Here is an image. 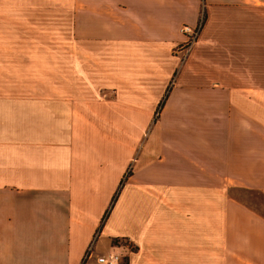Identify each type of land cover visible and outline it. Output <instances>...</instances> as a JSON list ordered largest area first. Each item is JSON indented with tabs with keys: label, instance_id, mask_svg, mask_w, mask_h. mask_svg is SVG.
I'll use <instances>...</instances> for the list:
<instances>
[{
	"label": "crops",
	"instance_id": "1",
	"mask_svg": "<svg viewBox=\"0 0 264 264\" xmlns=\"http://www.w3.org/2000/svg\"><path fill=\"white\" fill-rule=\"evenodd\" d=\"M0 15L74 20L0 55V264H264V206L247 203L264 197V0H0Z\"/></svg>",
	"mask_w": 264,
	"mask_h": 264
},
{
	"label": "rangeland",
	"instance_id": "2",
	"mask_svg": "<svg viewBox=\"0 0 264 264\" xmlns=\"http://www.w3.org/2000/svg\"><path fill=\"white\" fill-rule=\"evenodd\" d=\"M74 6H77V5H74ZM72 7L73 5H71V8ZM71 8H70V11H71ZM200 14H201V19L203 21V13L201 10L198 12V17L200 16ZM73 25H74V20H71V19L69 20H66L63 18L62 19L60 18L46 19V18H34V17H29V16L16 17L12 15H0V41L5 42L3 47L0 48V51H1L0 55L13 57L14 56V41H28V42H34V43H39V44H42L45 41V43H48V34L47 35L44 34V31H43L44 27L47 30L49 28H51V30H57L58 34H55L54 32H52V41H51V43H57L60 41V38H59L60 28L63 27V30H65V28H71ZM182 40H184V38H182ZM178 58L180 59L179 56ZM170 84H171V79L168 83V86ZM166 93H167V90L163 94V96H161L160 103L162 102L164 96H166ZM158 105L159 104H157V107ZM158 108H156V111L154 114L158 113L157 111ZM233 195L238 196V198H243L244 196V194L238 193V192L233 193ZM247 199H246L247 203L251 205V201H252L253 206L251 205V207L255 206V209L257 210L259 208L262 209V206H264V197H261L260 195H258V193H251L250 195L247 196Z\"/></svg>",
	"mask_w": 264,
	"mask_h": 264
},
{
	"label": "built area",
	"instance_id": "3",
	"mask_svg": "<svg viewBox=\"0 0 264 264\" xmlns=\"http://www.w3.org/2000/svg\"><path fill=\"white\" fill-rule=\"evenodd\" d=\"M202 24V19H201V14L197 18V23L195 26H181L179 28V31L183 35L184 40H182L181 44L177 46L175 49L176 54L180 57V59H183L189 48L190 45L194 42V39L196 37L198 29L201 27ZM91 244H89L88 248H86V253L91 249ZM96 261L100 264H123L122 261L120 260L119 256L116 254H107L104 256H98L96 258Z\"/></svg>",
	"mask_w": 264,
	"mask_h": 264
},
{
	"label": "trees",
	"instance_id": "4",
	"mask_svg": "<svg viewBox=\"0 0 264 264\" xmlns=\"http://www.w3.org/2000/svg\"><path fill=\"white\" fill-rule=\"evenodd\" d=\"M158 104H159V105H158V107H159V106L161 105V103L159 102ZM158 107H157V108H158ZM119 184H120V182H119ZM114 198H115V194H114L113 198H111V203H112V201H113ZM111 203H109V207L111 206ZM109 207H108V208H109ZM108 208H107V211H108ZM107 211L105 212V215H106ZM105 215H103V217H104Z\"/></svg>",
	"mask_w": 264,
	"mask_h": 264
}]
</instances>
